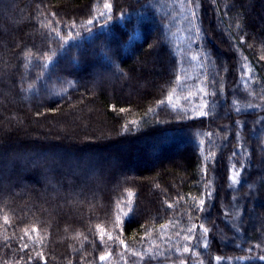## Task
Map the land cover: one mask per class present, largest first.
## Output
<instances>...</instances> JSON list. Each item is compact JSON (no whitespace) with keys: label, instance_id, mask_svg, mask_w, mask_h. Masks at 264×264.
Returning <instances> with one entry per match:
<instances>
[{"label":"trees","instance_id":"obj_1","mask_svg":"<svg viewBox=\"0 0 264 264\" xmlns=\"http://www.w3.org/2000/svg\"><path fill=\"white\" fill-rule=\"evenodd\" d=\"M262 56L264 0H0V264H264Z\"/></svg>","mask_w":264,"mask_h":264},{"label":"snow or ice","instance_id":"obj_2","mask_svg":"<svg viewBox=\"0 0 264 264\" xmlns=\"http://www.w3.org/2000/svg\"><path fill=\"white\" fill-rule=\"evenodd\" d=\"M189 2H191V0H189ZM103 7H104L105 9H111L112 5H111L110 3H105V4L103 5ZM101 15H103V13H101ZM193 15H195V13H193ZM92 23H94V20L90 19V20L88 21V24H92ZM53 31H55V29H53ZM57 35H59V33H57ZM31 55H32V53L27 52V53H25V58L28 59V58L31 57ZM261 59H264V56H262ZM161 103H164V101H161ZM237 110H239V109H237ZM120 111H124V109H121ZM205 114H206V113L201 112V115H205ZM232 179H233L234 182H235V179H236L235 175L232 177ZM209 195H210V194H209ZM204 203H205V200H204V199H201V200L199 201V205H200V206H203ZM169 207H171V205H169ZM5 222H6V223L8 222V221H7V217H5ZM201 227H202V226H201ZM98 231H99L100 240H101V242H103V241H104V238H105L104 230L98 226ZM190 231H191V229H190ZM203 231H204L205 233H207L208 229L204 228ZM32 233H37V229H36L35 227L32 228L31 233L29 232L28 229H25V230H24V235H25V236H28L29 239H33V235H32ZM108 239H112L111 235H108ZM185 239H188V237H185ZM21 240H23V237H21ZM34 242H42V241H35V240H34ZM120 243L123 244L124 242H123V241H120ZM204 246L207 247L206 244H205ZM125 247H126V245H125ZM28 248H29V245H28L27 243H24V244L21 245V249H20V250H21V251H26ZM33 251H35V249H34ZM183 251H184V252H191V249L188 248V247H184ZM110 255H111L110 253H107V254H105V255H101V256L99 257V259H100V261H107V260L109 259ZM136 255H141V256H143V253H136ZM35 256H36V258H38L39 260L43 261V264H47V261H46V259L44 258L42 252H36V253H35ZM29 258L32 259L31 256H30ZM259 258H260L261 260H264V256H260ZM215 259H216V261H217V264H219V262H220L223 258L217 256ZM238 259H240V258H238Z\"/></svg>","mask_w":264,"mask_h":264},{"label":"rangeland","instance_id":"obj_3","mask_svg":"<svg viewBox=\"0 0 264 264\" xmlns=\"http://www.w3.org/2000/svg\"><path fill=\"white\" fill-rule=\"evenodd\" d=\"M154 53V52H153ZM155 54V53H154ZM154 54H153V56H154ZM152 56V55H151ZM157 58H158V55H156V57H155V59H153V60H151L150 61V59H149V57L147 58L148 60H146L145 61V59H142V62H138L137 61V59H135V62H136V68L138 69V71H140V70H142V69H145L146 71H147V75H150V76H153V69L154 68H156L155 67V65H153V63L157 60ZM153 62V63H152ZM156 64V63H155ZM111 69H112V67H111ZM114 70V69H113ZM158 70H162V68H156V71L158 72ZM155 71V70H154ZM160 73V72H159ZM107 81V78H104V82H106ZM108 81H110V83L112 82V80L110 79H108ZM103 82V81H102ZM106 83H109V82H106ZM119 148H118V150H129V148H128V146H118ZM112 149H114V148H112ZM177 153H179V155L177 154V153H175V154H177V155H175L174 156V158L173 159H175L176 161H178L177 163H179L180 161H181V159H182V153H180L181 151H179V148H177ZM164 154H162L161 152H159V151H157L156 149H149L148 150V156H149V159L150 160H153V162H155L156 164H159V161H162V160H164V156H163ZM238 164H242V161L241 160H237L236 161ZM146 167H148V168H151L152 167V165H147ZM261 181H264V179L263 180H261ZM222 239H226L223 235H221L220 236Z\"/></svg>","mask_w":264,"mask_h":264}]
</instances>
